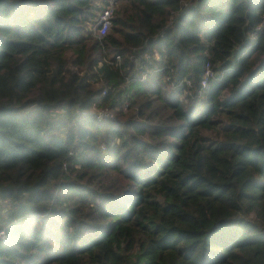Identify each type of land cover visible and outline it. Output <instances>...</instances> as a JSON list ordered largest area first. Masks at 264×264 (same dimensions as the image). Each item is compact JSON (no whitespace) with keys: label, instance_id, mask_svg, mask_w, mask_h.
Returning a JSON list of instances; mask_svg holds the SVG:
<instances>
[{"label":"trees","instance_id":"trees-1","mask_svg":"<svg viewBox=\"0 0 264 264\" xmlns=\"http://www.w3.org/2000/svg\"><path fill=\"white\" fill-rule=\"evenodd\" d=\"M106 2L0 0V264H264V0Z\"/></svg>","mask_w":264,"mask_h":264},{"label":"built area","instance_id":"built-area-1","mask_svg":"<svg viewBox=\"0 0 264 264\" xmlns=\"http://www.w3.org/2000/svg\"><path fill=\"white\" fill-rule=\"evenodd\" d=\"M118 1L119 0H107L105 3L103 9L100 11L97 22L94 25V31L98 34V36L102 37L108 33L110 30L112 23H113V16L115 14V9L118 6ZM264 29V16L262 20L260 21L257 30L255 33L251 35L252 39L256 38V35L259 31ZM156 55H158L156 53ZM118 58L120 56L118 55ZM215 75V71L212 68V65L210 64V61L206 63V72L205 76L202 80V85L205 86L208 84V79L211 76ZM107 92V87L104 88L103 93L105 94ZM124 109L128 108V101H124ZM95 111L98 112L96 113L99 118H102L104 116H114L113 110H110L108 108H96ZM6 235L5 229H0V236L4 237Z\"/></svg>","mask_w":264,"mask_h":264},{"label":"rangeland","instance_id":"rangeland-1","mask_svg":"<svg viewBox=\"0 0 264 264\" xmlns=\"http://www.w3.org/2000/svg\"><path fill=\"white\" fill-rule=\"evenodd\" d=\"M70 65H71V67H73V64L70 63ZM93 84H94V83H93ZM60 111H61V109H60ZM55 112H56L57 114H60V112H58V110H55ZM61 113H62V112H61ZM95 113H98V112H95ZM5 202H7V201H6V200H5V201L3 200L2 202H0V205H1V204L3 205Z\"/></svg>","mask_w":264,"mask_h":264}]
</instances>
